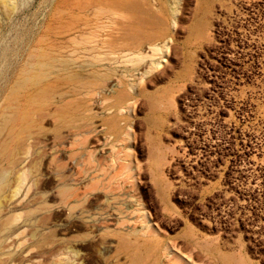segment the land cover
I'll return each instance as SVG.
<instances>
[{"label":"rangeland","instance_id":"rangeland-1","mask_svg":"<svg viewBox=\"0 0 264 264\" xmlns=\"http://www.w3.org/2000/svg\"><path fill=\"white\" fill-rule=\"evenodd\" d=\"M15 110L0 264H264V0H0Z\"/></svg>","mask_w":264,"mask_h":264},{"label":"bare ground","instance_id":"bare-ground-1","mask_svg":"<svg viewBox=\"0 0 264 264\" xmlns=\"http://www.w3.org/2000/svg\"><path fill=\"white\" fill-rule=\"evenodd\" d=\"M26 72L28 73L27 74L28 76H25V78L21 82H17V84L13 88L12 96H16L18 94V90L20 88L24 87V84H27L28 82L30 83L31 80H33V76H34L33 73L35 72V65L30 64L29 68H28V70H26ZM11 107H14V106H11ZM9 113L10 112H8V115H9ZM20 115H21V113L19 111L15 110L12 114H10V116L5 117L6 119L2 118L3 122L0 124V131L3 132V130L10 129L11 126L19 119ZM3 152H5V148L3 149ZM3 188H4V186H3Z\"/></svg>","mask_w":264,"mask_h":264},{"label":"crops","instance_id":"crops-1","mask_svg":"<svg viewBox=\"0 0 264 264\" xmlns=\"http://www.w3.org/2000/svg\"><path fill=\"white\" fill-rule=\"evenodd\" d=\"M122 1H127V0H122ZM129 1H134V0H129ZM134 16L135 17H138V18H140V19H145V17H144V15H143V13H141V12H138V13H136V14H134ZM136 33H137V31H136ZM66 108H67V105H62L59 109H58V111H57V115H61V116H63L64 115V111L66 110ZM38 112H40V111H42V110H37ZM36 111V112H37ZM35 112V111H34ZM32 119L30 120V122H29V124H32Z\"/></svg>","mask_w":264,"mask_h":264}]
</instances>
